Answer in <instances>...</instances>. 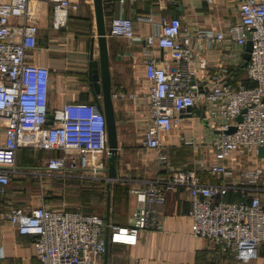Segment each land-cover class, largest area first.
<instances>
[{
	"label": "built area",
	"instance_id": "2783aa9c",
	"mask_svg": "<svg viewBox=\"0 0 264 264\" xmlns=\"http://www.w3.org/2000/svg\"><path fill=\"white\" fill-rule=\"evenodd\" d=\"M45 1L53 3L52 25L60 29L67 26L70 11L77 10L82 0H0V128L5 129L0 143L1 194H7L12 175L19 173L16 158L22 147L59 151L42 167L27 172L69 175L83 171L97 177L105 175L108 168L103 110L96 103L80 102L50 112L51 70L27 62L38 47L39 16ZM238 17L227 34L192 31L180 17L162 16L154 32L145 37L152 113L144 146L161 152L160 133L172 129L174 112L187 111L202 102L208 114L205 119L219 130L213 140L218 162L209 170L221 175L222 183H204L195 170L178 168L164 181L132 188L137 206L127 225H108L105 217L95 213L55 210L45 205L10 207L0 212V222H9L22 235L34 237L42 264H104L107 228L108 243L136 245L144 231L160 227L147 204L164 203L168 191L178 187L189 190L188 215L196 236L211 239L223 252L231 253L237 264H254L259 259L264 244V206L258 194L249 201L225 200L233 186L229 179L234 171L224 161L233 151L246 155L264 147V1L241 0ZM17 18L24 21L16 24L13 20ZM148 19L153 21L151 16ZM107 33L141 40L135 34L133 19L122 14L111 19ZM247 33L253 46L243 77L236 78L234 71L221 67L211 76L208 89L196 81L194 64L206 67L202 50L231 40L243 56ZM155 46L168 50L175 63L159 65L153 53ZM231 126L235 131L228 133ZM160 159L166 168L171 167L167 154L160 153ZM263 173L257 168L249 177L255 181Z\"/></svg>",
	"mask_w": 264,
	"mask_h": 264
},
{
	"label": "crops",
	"instance_id": "0c3cea01",
	"mask_svg": "<svg viewBox=\"0 0 264 264\" xmlns=\"http://www.w3.org/2000/svg\"><path fill=\"white\" fill-rule=\"evenodd\" d=\"M264 1V0H256ZM241 0H110L104 2L107 31L113 17L120 14L133 19L136 36L141 40L114 37L107 33L109 69L113 107L118 132V179L112 182L110 223L127 225L137 206L132 188H145L152 182L164 181L178 168L195 170L204 183H222L221 175H213L210 167L218 162L213 140L219 130L205 119L208 116L200 102L191 111L174 112L176 122L170 131L161 132V152L147 148L143 141L151 125V81L145 72L148 48L145 37L160 24L162 16L180 17L192 31L213 30L229 34L230 25L239 19ZM52 2H43L39 16L38 47L28 63L47 66L51 70L48 107L52 112L73 103H96L89 82V64L99 59L97 24L93 0H82L77 10L69 13L68 24L55 29L52 25ZM153 19L150 21L148 17ZM14 19V23L23 22ZM159 65H173L168 50L153 47ZM206 67L194 64L195 79L209 87L219 68L228 67L235 77H243L241 49L228 40L200 52ZM102 102V97L99 96ZM5 129L0 128V143ZM25 150V151H24ZM27 150V151H26ZM165 153L171 162L166 168L160 159ZM50 151L22 147L17 152L19 173L12 175L7 194L0 193V212L10 207L31 209L45 205L55 210H81L105 217L107 210V178L83 171L59 175L28 171L50 157ZM234 175L227 201H249L258 194L264 206V173L255 181L250 174L257 168L264 171V156L258 152L243 154L236 150L224 161ZM21 165V166H20ZM22 165H29L22 166ZM81 186L78 203L63 196L68 183ZM97 182V185L96 183ZM70 185V184H69ZM98 193H95L97 192ZM77 206V207H75ZM148 208L159 223L158 228L143 232L136 245L107 244L104 264H237L231 253L223 252L211 239L196 236L188 212L189 190L178 187L168 191L164 203H149ZM94 209L102 211L96 213ZM97 211V212H98ZM0 264H42L37 256L34 237L22 235L17 226L0 222ZM254 264H264V246Z\"/></svg>",
	"mask_w": 264,
	"mask_h": 264
},
{
	"label": "water",
	"instance_id": "95a60500",
	"mask_svg": "<svg viewBox=\"0 0 264 264\" xmlns=\"http://www.w3.org/2000/svg\"><path fill=\"white\" fill-rule=\"evenodd\" d=\"M95 17L97 24V35H98V47H99V59L92 60L89 64V82L90 86L93 88V92L97 99V104L101 110L105 113L107 120V131H108V179H107V210H106V222L110 224V206H111V186L112 182L118 179V132L116 117L113 107L112 99V87L109 69V54H108V44H107V27L104 13V1L103 0H93ZM247 43L245 45V53L241 62V67L245 68L250 59V52L252 50L253 42L251 40L250 33H247ZM102 97V102L99 99ZM192 108H188L187 111H191ZM238 120L241 121L242 117L239 116ZM49 123H52L50 120ZM235 131V127L231 126L228 133ZM260 156H264V147L260 146L258 148ZM108 228L106 231V240L108 244ZM106 256V255H105ZM106 264V263H105Z\"/></svg>",
	"mask_w": 264,
	"mask_h": 264
},
{
	"label": "rangeland",
	"instance_id": "374dc122",
	"mask_svg": "<svg viewBox=\"0 0 264 264\" xmlns=\"http://www.w3.org/2000/svg\"><path fill=\"white\" fill-rule=\"evenodd\" d=\"M59 154V151H52L49 153V156H53ZM33 170V169H32ZM97 185V182H95ZM70 184V185H69ZM78 184L73 183H68V185L64 186L63 188V196L68 199L71 203H78V200L80 199V193L79 191L81 190V186H77ZM98 193V190L97 192ZM77 207V206H75ZM96 213H100L102 211H98L97 209H94ZM98 211V212H97Z\"/></svg>",
	"mask_w": 264,
	"mask_h": 264
},
{
	"label": "trees",
	"instance_id": "16d2710c",
	"mask_svg": "<svg viewBox=\"0 0 264 264\" xmlns=\"http://www.w3.org/2000/svg\"><path fill=\"white\" fill-rule=\"evenodd\" d=\"M25 151V150H24ZM27 151V150H26ZM21 166V165H20ZM22 166H28L29 167V165H22ZM33 167L35 166V167H39L38 165H32ZM264 246V244L261 246V248H260V254H261V249H262V247Z\"/></svg>",
	"mask_w": 264,
	"mask_h": 264
}]
</instances>
